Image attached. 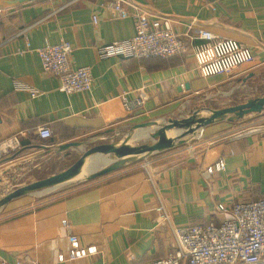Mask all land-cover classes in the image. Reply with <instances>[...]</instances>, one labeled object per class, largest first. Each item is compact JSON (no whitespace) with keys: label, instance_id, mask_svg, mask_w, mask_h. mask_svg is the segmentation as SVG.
<instances>
[{"label":"crops","instance_id":"0c3cea01","mask_svg":"<svg viewBox=\"0 0 264 264\" xmlns=\"http://www.w3.org/2000/svg\"><path fill=\"white\" fill-rule=\"evenodd\" d=\"M113 1L29 0L1 8L0 143L19 135V144L0 155V196L66 168L91 146L130 134L135 142L156 128L135 129L139 123L228 106L219 101L249 90L264 74V0H124L130 13L168 19L179 35L207 29L252 50L251 63L208 77L195 67L194 46L203 42L196 38L180 55L99 58V45L135 31L131 16L113 17ZM60 39L71 43L73 68L90 67L89 91L65 93L56 76L42 71L37 48ZM15 82L39 94L15 89ZM123 95L129 100L142 95L143 103L128 111ZM40 126L50 128L49 138L38 137ZM200 131L151 158L148 168L126 165L73 190L9 200L5 210L20 201L26 209L0 220V264H149L174 249L170 225L219 221L228 213L218 204L264 197V124L217 121ZM67 142L78 145L60 150ZM221 159L224 168L210 172ZM159 204L170 223L157 221ZM69 234L97 252L60 261Z\"/></svg>","mask_w":264,"mask_h":264},{"label":"built area","instance_id":"2783aa9c","mask_svg":"<svg viewBox=\"0 0 264 264\" xmlns=\"http://www.w3.org/2000/svg\"><path fill=\"white\" fill-rule=\"evenodd\" d=\"M124 0H114L109 5L113 17L131 16L134 20V34L130 38L114 40L97 47V56L147 58L166 57L183 54L194 38L203 41L194 46L195 67L203 77L230 74L235 68L253 61L252 50L229 37H221L207 29H197L193 34L179 35L174 32L168 19L149 16L144 12L130 13L124 7ZM2 9L0 8V14ZM93 21L96 19L93 17ZM44 73L54 75L59 80V89L65 93L89 91L93 78L89 66L73 68L70 64L71 43L60 39L56 43H46L36 50ZM15 89L24 90L36 97L39 92L22 82L14 83ZM122 100L128 111L143 103V96ZM201 131L199 132V135ZM37 135L41 139L51 136L48 126H40ZM19 144V135H13L0 143V155ZM148 168L149 163L143 165ZM224 168L221 159L217 166ZM217 209L228 213L219 221H205L187 225H170L175 240L174 249L166 257L154 259L149 264H264V197L249 201H237L230 206L218 204ZM157 221L170 223V216L159 204ZM62 226L70 229V224L61 220ZM67 254H58V259L72 260L97 252L96 246H82L77 235H68ZM20 264V262H16Z\"/></svg>","mask_w":264,"mask_h":264},{"label":"water","instance_id":"95a60500","mask_svg":"<svg viewBox=\"0 0 264 264\" xmlns=\"http://www.w3.org/2000/svg\"><path fill=\"white\" fill-rule=\"evenodd\" d=\"M29 0H0V8L20 4ZM264 110V94L249 98L244 102L221 108H198L187 116L170 118L165 122L148 121L134 126L137 128L156 126L149 134L150 143L133 144L130 135L116 142L100 143L85 149L80 156L66 168L46 177L25 183L0 196V208L9 200L26 194L43 193L62 185L83 180H92L109 172L118 170L131 162L144 159L153 153L160 152L190 140L204 126L217 121H239L251 113ZM175 130L168 136L167 131ZM78 142H67L59 146L60 150L77 146ZM106 155V161L99 168L84 171L88 158L98 159Z\"/></svg>","mask_w":264,"mask_h":264},{"label":"rangeland","instance_id":"374dc122","mask_svg":"<svg viewBox=\"0 0 264 264\" xmlns=\"http://www.w3.org/2000/svg\"><path fill=\"white\" fill-rule=\"evenodd\" d=\"M257 82H256L257 84L251 85V87H250L249 90H245L244 89L241 92H235L231 97H228V99L226 98L224 100L219 101V105H222V104H225V103H227V105H231L229 103H234V102L236 103V101H238L240 99H243V102H244L246 100V98L249 99V98H252V97H256V96L263 95L264 94V74L263 75H260L257 78ZM237 97H239V98H237ZM221 102H223V103H221ZM239 122H241V124H246V125H259V124H264V110L262 112H260V113H251L249 115H246L241 120H239ZM149 133L150 132H148V134ZM148 134H147V136H144L143 138H138V140H136L135 142H133V141L130 140V138L132 137V134H130L129 142L130 143H133V144H141V143H145V142L150 143L151 140L148 137ZM182 144H184V143H182ZM182 144H178V145H182ZM178 145H175V146H178ZM175 146L172 147V148L166 149V150H172L173 151L176 148ZM163 151H165V150H163ZM163 151L153 153L152 155H150V156H148V157H146L144 159L136 160L134 162L129 163L128 165H136L138 168L143 169V167H144L143 165H145L147 163H150L151 164L152 163L151 162V160H152L151 158H153L154 156H156L157 154H159V153H161ZM78 157H79L78 154L74 155L73 159H71L72 163ZM105 158H106V155H102L100 158L94 159V160H90L88 158V160H87V164L88 165L86 164L84 171L87 173V171L89 169H91V168H99V167H101L103 165V163L106 161ZM89 164H91V165H89ZM89 182H90L89 180H83V181H79V182H75V183H71V184H66V185H62L60 187H57V188H55L53 190H50L48 192H50V193L51 192H54L55 193V192H57V191H59L61 189L66 190V191L73 190V189L79 188L80 186H84L85 184H87ZM34 195H38V194L34 193ZM5 208H7V205H5L4 207H1L0 208V220L2 218L6 217L9 212H13L14 211L15 213H19V212L23 211L24 209H26V206L23 204V202L20 201L19 203H17V207L14 208L13 210H10V209L5 210Z\"/></svg>","mask_w":264,"mask_h":264},{"label":"bare ground","instance_id":"6f19581e","mask_svg":"<svg viewBox=\"0 0 264 264\" xmlns=\"http://www.w3.org/2000/svg\"><path fill=\"white\" fill-rule=\"evenodd\" d=\"M172 132V131H171ZM173 132H174V130H173ZM92 162V161H91ZM88 165V164H87ZM89 165H91V164H89Z\"/></svg>","mask_w":264,"mask_h":264}]
</instances>
